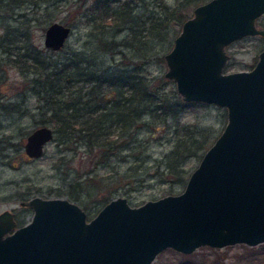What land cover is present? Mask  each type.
Segmentation results:
<instances>
[{"label":"water","instance_id":"obj_1","mask_svg":"<svg viewBox=\"0 0 264 264\" xmlns=\"http://www.w3.org/2000/svg\"><path fill=\"white\" fill-rule=\"evenodd\" d=\"M264 0H208L196 5L163 55L164 78L184 102L223 107L226 121L179 193L132 205L110 199L91 218L66 197L34 195L21 204L32 219L17 227L14 211L0 212V264H151L166 247L188 253L264 241V49L250 70L224 72L225 47L256 26ZM72 27L48 24L44 45L64 48ZM40 125L26 138L30 157L54 138Z\"/></svg>","mask_w":264,"mask_h":264},{"label":"rangeland","instance_id":"obj_2","mask_svg":"<svg viewBox=\"0 0 264 264\" xmlns=\"http://www.w3.org/2000/svg\"><path fill=\"white\" fill-rule=\"evenodd\" d=\"M98 1L101 0H29L12 10L6 9L7 1H0V42L15 38L3 26L10 24L14 33L19 36L13 42L15 47L27 45L39 56L53 62L74 53H83L91 60L99 52L96 44L92 43L94 34L108 32L106 36L109 40L114 38L119 44L128 36L131 37L127 29L115 34L116 26L104 30L102 24H107L109 19L105 11L92 10ZM130 1L133 2V16L141 21L139 26L144 30L148 26L144 24L146 20L151 22L156 19L161 23L167 18V10L162 9V4L171 9L181 0ZM197 1L203 3L208 0ZM194 7L195 5L189 4L182 11L190 17ZM52 22L72 27L70 38L59 51H53L44 45L46 27ZM166 25L164 31L160 30L164 34L162 40L155 36L145 37L146 33H142L145 38L140 40L141 45L151 48L152 51L149 54L151 61L139 74L153 79L152 84L159 89L157 98L164 96L167 100L165 105L171 110L177 103L172 98V93H176L175 85L164 78L166 66L159 57L170 50L181 24L167 19ZM256 26L264 28V13L257 18ZM5 47L7 49L6 45ZM119 48L131 56L132 48L126 45ZM263 49L264 36L261 35L230 43L225 47L229 57L224 72L250 70L258 53ZM17 58L8 57L7 52L0 46V147H5L0 151V212L6 209L14 211L16 221L20 224L29 222L33 216V210L22 205L21 201L34 195L66 197L81 205L90 218L103 207L107 195L109 200L119 195L125 196L130 204L138 205L147 199L179 193L203 152L220 133L226 121L223 107L202 102H184L176 93L182 100L178 112L158 110V116H143L141 121L144 124L135 135L124 140L120 138L123 143L129 140V146H120L117 153L107 160L99 158L98 147L92 151L84 144L74 143L73 148H68L60 142L57 133L45 146L42 156L30 158L25 152L24 144L27 135L42 124V110L46 105L30 90L27 77L21 72L20 63L18 66L14 64ZM122 61L121 53L114 57L111 54L106 55L107 64L122 65ZM161 77L167 81L166 84L163 85ZM34 85H37L36 81ZM41 85L39 82V86ZM103 91L113 94L109 89L104 88ZM202 137L206 142L209 139L208 145L183 158L178 174L180 177L184 176L185 180L176 182L177 174L169 173L165 167L167 154L181 139L188 141L190 138L198 140ZM130 146L133 148H128ZM78 173L81 178L86 179L84 194L79 199L67 192L71 179ZM151 264H264V241L253 245L237 242L221 247L200 245L188 253L166 247L155 255Z\"/></svg>","mask_w":264,"mask_h":264},{"label":"trees","instance_id":"obj_3","mask_svg":"<svg viewBox=\"0 0 264 264\" xmlns=\"http://www.w3.org/2000/svg\"><path fill=\"white\" fill-rule=\"evenodd\" d=\"M0 1H7L6 9L12 10L15 6L23 5L29 0ZM200 3L202 2L197 0H181L171 9L160 3L162 9L167 10V18L161 23L156 19L151 22L146 20L144 24L148 26L142 30V26L141 28L139 26L141 21L133 16L132 1H98L92 10L105 11L109 19L107 24H102L104 30L116 26L115 34L127 29L131 37L128 36L123 43L119 44L114 38L109 40L108 32L94 34L92 43L96 44L99 52L91 60L83 53H74L58 62H53L39 56L32 47L27 45L15 47L13 42L17 41L16 38L19 36L14 33L10 24L3 26L15 38L7 42L2 40L0 46L3 47L4 52H7L8 57H18L14 64L18 66L20 63L21 72L27 77L26 81L30 90H33L45 102L46 108L42 110L41 125L52 126L60 142L68 148H73L74 143L84 144L92 151L98 147L99 158L104 161L114 156L120 146L125 144L129 146L130 141L123 143V140L135 135L141 128L144 124L141 121L143 116L146 114L158 116V110L168 113L179 111V103H182V100L175 92L172 93V98L174 97L177 103L171 107V110L167 109L166 98L164 96L157 98L159 89L152 84L153 79L139 74V71L151 61L149 54L152 51L147 46L143 47L140 40L147 35L164 39V34L160 30L164 31L167 28V19H172L180 25L188 18L182 9L189 4L196 6ZM137 23L138 26H136ZM143 32L146 33L145 37L142 36ZM124 45L133 49L131 56L119 48ZM118 53L123 55L122 65L117 63L114 66L106 63L107 54L114 57ZM162 59L163 56H160L159 60L162 61ZM31 75L35 77L32 78ZM42 79H44L43 82H41ZM165 79L160 78L163 85L167 83ZM35 81L37 85H34ZM80 83L82 86H78ZM104 88L109 89L113 94L103 91ZM120 138L123 140L121 141ZM208 141L209 139L206 142L203 137L198 140L190 138L188 141L181 139L167 154L165 167L169 173L177 174L176 182L185 180L184 176L180 177L178 174L181 171L179 165L183 158L193 155L198 148H205ZM3 149L5 147L1 146L0 151ZM85 181L86 179L81 178V174L78 173L71 179L67 192L79 199L84 194ZM107 196L104 198L105 203L109 201Z\"/></svg>","mask_w":264,"mask_h":264},{"label":"flooded vegetation","instance_id":"obj_4","mask_svg":"<svg viewBox=\"0 0 264 264\" xmlns=\"http://www.w3.org/2000/svg\"><path fill=\"white\" fill-rule=\"evenodd\" d=\"M260 17V16H259ZM258 18V17H257ZM257 20V19H256ZM255 36V35H254ZM246 37H250V36H245V37H243V38H246ZM243 38H241V39H243ZM240 40V39H239ZM45 151V150H44ZM29 156V155H28ZM30 157V156H29ZM30 158H34V157H30ZM15 213V212H14ZM14 217H15V219H16V213L14 214ZM93 217V216H92ZM91 218V217H90ZM25 223H22V224H20V223H18V221H17V224H16V226L17 227H19V226H22V225H24Z\"/></svg>","mask_w":264,"mask_h":264}]
</instances>
